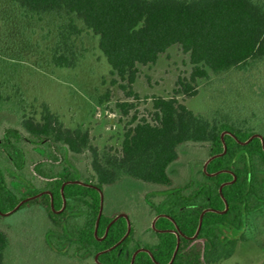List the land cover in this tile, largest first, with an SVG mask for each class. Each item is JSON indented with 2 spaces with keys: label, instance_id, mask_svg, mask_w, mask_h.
<instances>
[{
  "label": "trees",
  "instance_id": "trees-1",
  "mask_svg": "<svg viewBox=\"0 0 264 264\" xmlns=\"http://www.w3.org/2000/svg\"><path fill=\"white\" fill-rule=\"evenodd\" d=\"M15 1L28 13L65 11L80 19L97 36L116 76L112 82L123 92L117 106L123 115L132 113L118 147H98L87 128L65 126L45 103L39 118L23 115L18 126L5 127L0 218L27 206L41 208L50 225L84 248L93 264H207L230 254L243 216L264 203V135L225 115L194 112L176 95H194L198 78L264 63V1ZM72 33L78 28L68 22L52 51L54 64H75ZM171 45L187 54L189 75L178 76L171 95L152 96L150 107L139 112L132 87L139 65L154 63ZM187 142L205 145L202 177L173 184L169 166ZM73 157H84L85 167L74 164ZM28 161L33 177L26 175ZM18 176L30 182L25 192L9 184ZM124 177L164 186L165 193L147 204L146 225L155 235L150 242L138 236L130 220L126 233V217L111 221L120 211L101 208L94 231L100 191ZM8 243L0 227V264ZM139 247L148 251L140 249L132 259Z\"/></svg>",
  "mask_w": 264,
  "mask_h": 264
},
{
  "label": "rangeland",
  "instance_id": "rangeland-1",
  "mask_svg": "<svg viewBox=\"0 0 264 264\" xmlns=\"http://www.w3.org/2000/svg\"><path fill=\"white\" fill-rule=\"evenodd\" d=\"M68 22L78 28V33L70 34L76 61L72 66L56 65L52 51ZM139 68L132 87L139 95V112H144L152 96L173 93L177 77L188 76L191 64L179 46L171 45L154 63ZM114 77L98 47L97 36L73 13H28L15 0H0V133L5 127L18 126L23 115L39 118L45 103L65 126L87 128L98 147H118L132 111L123 115L117 106L124 96L112 82ZM195 85L194 95H176L192 111L225 115L264 135L263 62L257 61L245 70L230 68L207 79L198 78ZM205 156L204 144H181L178 159L169 166L172 183L198 181ZM85 160L73 157L74 164L82 168ZM30 170L28 161L26 175L33 177ZM10 172L6 173L8 177ZM29 183L21 176L9 180L21 193ZM164 193V186L124 177L103 187L102 208L106 213H126L136 225L138 236L150 242L155 235L147 226V204ZM0 227L9 236L5 264H93L84 248L50 225L41 208L27 206L13 211L0 218ZM234 234L237 239L231 253L207 264H264V203L243 216Z\"/></svg>",
  "mask_w": 264,
  "mask_h": 264
},
{
  "label": "water",
  "instance_id": "water-1",
  "mask_svg": "<svg viewBox=\"0 0 264 264\" xmlns=\"http://www.w3.org/2000/svg\"><path fill=\"white\" fill-rule=\"evenodd\" d=\"M254 135H258V136H260V137L262 138V136H261L260 134H258V133H255ZM262 144H263V140H262ZM224 149H225V147H224ZM212 156H214V155H212ZM212 156H211V157H212ZM211 157H210V158H211ZM210 158H208V159H210ZM208 159H207V160H208ZM207 160H206V162H207ZM206 162H204V164H203V169H204V166H205V163H206ZM74 181L80 182L79 180H74ZM45 191H46V190H45ZM30 197H31V196H30ZM25 199H26V198H25ZM25 199L21 200V201L15 206V207H17V206H18L22 201H24ZM102 199H103V195H102V192L100 191V208H99V211H98V214H97L96 224H95V229H94V231H96L98 218H99V215H100V213H101ZM224 202H225V208H226V207H227V203H226L225 199H224ZM119 215L124 216V217H126V219H127V230H126V233H127L128 230H129V228H130V222H129V219H128L126 213H124V212H120L119 214L115 215V216L111 219V221H113V220H114L117 216H119ZM111 221H110V222H111ZM126 233H125V234H126ZM140 249H143V250L148 251V249L145 248V247H139V248H137V249L133 252V254H132V259H133V256H134L135 252L138 251V250H140Z\"/></svg>",
  "mask_w": 264,
  "mask_h": 264
}]
</instances>
